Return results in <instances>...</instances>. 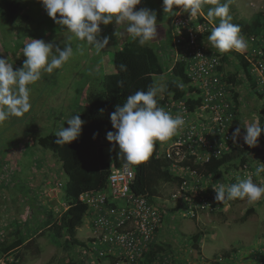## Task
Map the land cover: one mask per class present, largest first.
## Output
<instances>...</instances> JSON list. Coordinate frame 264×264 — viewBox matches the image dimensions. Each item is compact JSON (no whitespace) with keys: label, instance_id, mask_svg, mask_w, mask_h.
Masks as SVG:
<instances>
[{"label":"rangeland","instance_id":"374dc122","mask_svg":"<svg viewBox=\"0 0 264 264\" xmlns=\"http://www.w3.org/2000/svg\"><path fill=\"white\" fill-rule=\"evenodd\" d=\"M18 1L22 2L23 13L33 19H30L29 22L23 21L24 29L18 36L19 38L15 40V45L9 43V33L0 37V40L6 45L4 52L7 53V55L3 53L0 56L9 57L14 70L23 67L26 57L23 56V51L21 52L20 49H23L25 43L30 42V39H41L54 45L56 42L52 34L57 32L64 34L67 30L66 26L58 25L49 17L40 0ZM220 2L224 3L226 0H220ZM210 7L213 5H205L198 15L203 13L207 18V11ZM140 9L155 11L157 26L161 23L164 28L169 30H172L173 19L179 10L176 8L174 11L177 13L165 14L163 0H141V5L136 7V10ZM261 12L264 13V0H231L230 15L233 17V23L238 21L251 23L255 15ZM184 14L190 16L189 13L184 12ZM161 15L164 19H160ZM0 22V29H3L2 23L4 22ZM211 23L214 27L218 26L219 19L214 18ZM105 26L108 25H100L101 31H104L102 39L108 37L110 45L115 40L116 31L108 30L107 32L104 29ZM120 27L121 33L124 34V27ZM68 34L71 37V34ZM67 42L73 46L72 59L74 61H69L61 69L54 70L52 74L43 73L42 78L30 86L32 107L29 113L25 114L23 118L10 117L7 121L0 123V241H4L5 236L11 237L17 228L21 226L23 228L24 223L29 220L28 224L34 222L39 226L51 211L55 214V221L60 223L68 210L69 204L64 199L63 187H59L60 184L66 182V176L52 151L40 145L39 140L56 133L60 127H69L66 121L72 116L88 112L87 94L101 90L102 79L105 74L113 72V64L108 63L105 68L96 71L92 74L94 76L89 78L87 72L90 68H86L85 71L83 68L85 62L83 61L88 60L86 63L89 66L90 57L93 55L96 57L95 50V53L91 54L90 46L81 45L75 38H68ZM205 42L210 45L207 39ZM150 43L152 41L148 44ZM156 45V43L153 44L157 48L158 45ZM159 45L161 50L167 51L165 58L161 54L163 60L172 64V60H174V57L170 56L172 48L162 42ZM120 49L121 47L117 50ZM114 52L116 51L113 50L112 54ZM101 55L102 53H100V57ZM236 68L239 70L238 77L243 80V83L234 88L235 92L240 93L239 100L242 106V116L235 128H241V139L243 140L242 137L246 133V129L243 128L245 125L255 122L264 128V122L261 121V108L264 100L252 90L250 83L245 79V72L241 69L240 62L235 58L226 64L223 73H234ZM168 77L162 76L157 82V87L162 91ZM108 132L107 128L102 130L98 137V144L105 152L107 160L112 163L113 152L110 141L106 138ZM256 151L257 162L253 166V182L264 185V173L256 175V168L264 165V132L258 140ZM237 154L240 155L239 152ZM247 163L252 164L251 160ZM15 166H17L16 169ZM5 169L7 178L4 180ZM225 170L223 176L225 175L226 180L241 178L245 172L244 168H241V171L238 169ZM13 175L16 176L17 183L22 185L25 191L22 195L18 194L17 198L3 195L4 191L11 193L15 190ZM176 187L177 182H161L157 196L154 198L155 204L164 209V224L169 234L166 236L169 242L165 246H170V250L167 249V259L171 261V264H260L261 258L264 260V198L255 203H250L247 199L240 200L234 202L230 209L225 211L199 212L196 220L187 216L181 202L172 200L171 195ZM17 200L22 207H26L23 217L25 221H21L15 210ZM31 203L36 204L35 209L40 213L34 214L35 210L29 206ZM92 222L93 216L89 214L85 218L83 226L76 232L77 241L87 244L89 238L93 236ZM197 223L200 226L199 229L194 228ZM186 226L193 228H186ZM34 230L35 226L32 228V233ZM200 232H205V236L201 240L204 259L200 256L201 253L196 250L197 248H193L190 236ZM52 233L45 230L43 233L34 234L31 246H24L18 251L23 258L20 264H64L72 256L77 261L85 260L86 262L93 261L95 264H109L106 260L99 262L89 254H85L84 248L81 246H73V248L71 245L57 246ZM66 239L67 236L63 237L62 242ZM162 240L163 238L160 237L159 241L162 242ZM189 242L190 246H188ZM7 260L12 261L13 256H9ZM0 264L7 263L1 259Z\"/></svg>","mask_w":264,"mask_h":264},{"label":"built area","instance_id":"2783aa9c","mask_svg":"<svg viewBox=\"0 0 264 264\" xmlns=\"http://www.w3.org/2000/svg\"><path fill=\"white\" fill-rule=\"evenodd\" d=\"M187 15L179 9L173 19L172 53L176 62L186 64L189 85L196 93L185 99L173 95L162 97V107L174 117L181 115L185 125L169 141L159 142L157 158L166 159L171 174L178 179L172 200L181 202L187 216L196 218L199 212L229 210L234 202L240 201L218 203L212 188L217 182L228 186L249 176L254 178L245 168L243 177L225 182L200 169L214 159L234 153L237 148H244L245 144L241 137L236 144L232 141L236 129L234 86L221 69L223 54L201 39L212 25L202 14V20L199 15L192 19ZM241 35L247 42V49L242 53L232 52L246 60L258 94L264 97V42L259 43L255 36ZM194 100L199 103L191 104ZM134 181L135 171L130 165L113 168L105 189L80 196V201L89 207L93 216L94 230L84 253L99 262L141 264L162 226L164 209L151 202L149 195L135 193ZM163 264H171V261L165 258ZM260 264H264L263 258Z\"/></svg>","mask_w":264,"mask_h":264},{"label":"trees","instance_id":"16d2710c","mask_svg":"<svg viewBox=\"0 0 264 264\" xmlns=\"http://www.w3.org/2000/svg\"><path fill=\"white\" fill-rule=\"evenodd\" d=\"M20 12L21 4L17 0H0V18L4 22H15L19 18ZM202 19L203 17L199 15V20ZM234 24L240 26L241 34L255 36L258 38L259 43L264 42L263 12L255 15L251 23L238 21ZM212 28L210 31L201 35L202 40L205 41L207 39L211 34ZM123 36L124 41L120 46L121 49L114 52V54L112 52L107 54L108 63L113 64V72L104 75L100 91L90 92L86 97L88 112L80 115L85 123L82 126V133L79 138L71 144H65L64 146H59L55 143L57 139L55 133L39 140L40 145L52 151L61 165L62 172L66 176L63 192L64 199L69 204V207L64 214L63 220L60 223L56 222L55 214L51 211L39 226L37 224L36 226L34 222L28 224L29 220L24 223L23 228L22 226L17 228L11 237L5 236L4 241H0V260L4 259L7 264L22 263L23 258L18 251L24 246H31L35 237L34 234L43 233L45 230L53 232V240L59 247H65L64 245H71L72 248L73 246L87 247L86 243L76 240L77 230L83 226L85 218L90 214L89 207L80 201V196L88 191L105 189L112 169L127 165L125 160L119 156L118 144L110 142L113 152L112 163L107 160L105 152L98 144V137L104 128H107L111 132L116 131L112 125L110 116L116 110L117 105L123 104L126 98L136 91H147L149 86H157L159 78L164 75L169 77L163 91L158 93V106L162 107V97L167 98L170 94L176 98L185 99L187 95H194L196 93V89L189 85L190 79L186 64L182 61L176 62L175 58L171 64L163 60L161 56V52L164 51L167 53L165 49L161 51V47H159L161 42L166 43L171 48L173 46L172 30H168L165 36L158 37L160 41H152L153 44L156 43L158 45L157 48L152 43L140 46L138 41L132 40L126 32ZM170 56L174 57L172 52ZM234 58L240 62V67L245 72V79L250 83L252 90L258 94L256 82L248 70V63L240 54L232 51L223 53L224 66L221 68L222 71L225 72L226 64L230 63ZM121 65H125L127 70L122 71ZM238 68H236L234 73L224 74L234 88H237L243 83V80L238 77ZM233 93L236 106L235 123L238 124L240 121V93L234 90ZM260 96L264 100V97L262 95ZM190 103L198 104L199 101L194 100ZM263 112L264 108L261 112L262 122H264ZM159 146V142H157L152 155L147 161L139 165L131 166L135 171L133 191L137 194L149 195L150 201L154 204V198L157 196L158 187L161 182L174 183L178 181L171 174L167 160L157 158ZM236 150H238L240 155L237 154L238 152ZM236 150L234 153L224 156L221 159L212 160L200 169L204 170L206 175L225 182L229 181L225 179V175L223 176L224 171H226L225 169H238L241 171V168H246L248 171L253 172L254 163L257 162L256 146L250 147L245 144L244 148H237ZM250 160L252 164L249 163V165L247 162ZM35 205V203H31L30 205L35 210L34 214L40 213L39 210L35 209ZM33 226H35V230L32 233ZM26 232L27 234L25 235ZM158 233L156 234L155 242L146 252L144 261L141 264H156L158 262L163 264V260L167 258V249L170 250V246L158 243ZM65 236H67V239L62 242ZM202 237L201 235L196 237V240L194 239L192 242V246L199 249L198 244ZM28 240H31L30 243ZM9 256H13L12 261L7 260ZM88 263L95 264L94 262H86L85 260L77 261L72 256L64 264Z\"/></svg>","mask_w":264,"mask_h":264},{"label":"clouds","instance_id":"9594fccd","mask_svg":"<svg viewBox=\"0 0 264 264\" xmlns=\"http://www.w3.org/2000/svg\"><path fill=\"white\" fill-rule=\"evenodd\" d=\"M49 17L55 23L66 26L67 33L81 43L93 48L100 54L109 45V38L98 39L101 33L100 25L115 22L123 26L124 31L140 46L153 41L157 33V14L150 9L136 10L141 0H40ZM231 0L221 3L220 0H163L165 14L177 13L174 9L189 13L190 18L196 17L205 5H213L207 11V18L212 22L219 19L218 26L212 28L207 37L212 48L221 54L231 51L243 52L247 42L241 35L238 24L232 22L230 15ZM59 14V15H58ZM54 50V51H53ZM23 56L26 60L23 67L14 70L9 59L0 57V123L10 117L23 118L31 110L30 86L42 78L43 73L52 74L61 69L74 54L71 44H64L63 49L46 43L41 39H30L25 43ZM121 70L126 71L125 65ZM162 91L157 86H149L147 91H136L129 95L123 104L117 105L110 119L115 132L106 134L108 141L118 144L119 156L127 165H139L149 159L157 142H167L177 135L185 125L181 115L175 117L158 106L157 96ZM69 127H60L56 131L55 143L59 146L69 145L76 141L82 133L85 123L80 115H74L66 121ZM246 133L243 141L250 147H255L264 132L258 123L243 127ZM241 128L232 133V141L238 143ZM264 173V165L256 168V175ZM218 203H226L236 199H247L255 203L264 198V185L253 182L251 176L240 179L231 185L217 182L212 186Z\"/></svg>","mask_w":264,"mask_h":264},{"label":"crops","instance_id":"0c3cea01","mask_svg":"<svg viewBox=\"0 0 264 264\" xmlns=\"http://www.w3.org/2000/svg\"><path fill=\"white\" fill-rule=\"evenodd\" d=\"M18 1V0H17ZM21 5H22V2H20V1H18ZM28 2H30V0L28 1ZM138 5H141V3L140 4H138ZM23 9H22V6H21V12H20V15H19V18L15 21V22H11V23H7V22H4L3 21V19L2 18H0V21H2V22H4V23H2L3 25H4V28L3 29H0V37L2 36V35H4L5 33L8 35V33H9V35H8V40H9V43L10 44H12V45H15V40L16 39H18L19 37V35H20V33L22 32V30L24 29V25H23V21H25V22H29L30 21V19H33V17H31V16H29L28 14H25V13H23V11H22ZM202 15L204 16V14L202 13ZM205 17V16H204ZM206 18V17H205ZM160 19H164L163 17H162V15H161V17H160ZM207 20H208V18H206ZM209 21V20H208ZM1 23V22H0ZM104 29H106V31L108 32V30L110 31V30H115L116 31V34H115V40L113 41V43L112 44H110V45H108V47L107 48H105L101 53H102V55H101V57H100V54H97L96 53V57H94V55H93V57H90V59H89V62H90V65L89 66H87V61L88 60H86V61H83V62H85V66L83 67L84 68V70L86 71V68H90V69H88V74H89V78H91V77H93L94 75H92L93 73H95L96 71H99V70H102L103 68H105L106 67V65L108 64V60H107V54H109L110 52H113V50L114 51H118L117 49L123 44V38H124V36H123V34L121 33L122 31H121V27L120 26H118V25H116L115 24V22H113V23H111V24H109L107 27L105 26L104 27ZM169 29H167V28H164V26L161 24V23H159L158 24V26H157V33H158V35H157V37L153 40V41H157L158 42V40L160 39V38H158V37H160V36H165V33L168 31ZM67 31V30H66ZM64 32V34H59L58 32L57 33H55V34H52V36L53 37H55L54 39H55V42L56 43H54V45L53 46H55V47H60L61 49H62V46L64 47V44L66 43V44H68V38H69V34L67 33V32ZM103 34H104V31H101V33H100V36L98 37V39H102V36H103ZM113 36H114V34H113ZM160 41V40H159ZM4 50H6V45H5V43H3V41L2 40H0V54H5V55H7V53H5L4 52ZM20 51L22 52V49H20ZM93 51V52H92ZM162 51V50H161ZM89 52L91 53V54H94L95 52H94V49L93 48H91L90 47V50H89ZM164 52V51H163ZM163 52H161V54H162V56L165 58V55H167L165 52L163 53ZM0 57H2V56H0ZM3 58V57H2ZM5 59H9V57H7V58H5ZM10 60L11 59H9V62H10ZM13 60V59H12ZM69 61H74L73 59H72V57L70 58V60ZM68 61V62H69ZM67 62V63H68ZM91 70V71H90ZM84 75H85V73H84ZM165 76V75H164ZM248 82V81H247ZM88 95V94H87ZM170 96H172L171 94H170ZM240 103V102H239ZM263 109V103H262V108H261V110ZM242 116V106H241V103H240V117ZM238 124L237 123H235V127L237 126ZM19 159H21V158H19ZM19 159H18V163H19ZM17 168V166H15V169ZM5 176L3 177L4 178V180L7 178V176H6V173H7V171H6V169H5ZM13 182H15L14 183V185H15V190L14 191H12L11 193L10 192H7V191H4V193L5 194H3V195H5V196H9V195H11V196H15V198H17L18 197V194L19 195H22V193L23 192H25L24 191V188H23V186L22 185H20V184H18L17 183V178H16V176L15 175H13ZM177 182V181H176ZM2 195V194H1ZM17 203L15 204L16 205V211L18 212V214H19V218L21 219V221H25L24 219H23V217H24V215H25V213H26V207L24 206V207H22V205L20 204V203H18L19 201L17 200L16 201ZM20 204V205H19ZM174 205H176V204H174ZM30 206V205H29ZM19 210V211H18ZM166 215H168V214H166ZM196 220L198 219V217L197 218H195ZM164 222L165 221H163V223H162V226H161V228H160V230H159V233H158V235H157V241H158V243H160V244H162V245H167L168 244V242H169V240L167 239V235H169L168 234V232H167V229L165 228V224H164ZM190 226H186V228H189ZM199 227L200 226H198V223L194 226V228H196V229H199ZM191 229L193 228L192 226L190 227ZM203 236L202 237V239L204 238V236H205V232H200L199 234H191L190 236L192 237L191 238V240H192V242H193V240L195 239L196 240V237H198V236ZM160 237H162L163 238V240H162V242L161 241H159V238ZM201 239V240H202ZM191 242V241H190ZM190 242L188 243L189 245L188 246H190ZM198 246H199V249H197L198 250V252L199 253H201L200 254V256L202 257V259H204L205 257H204V253H203V248H202V246H201V241H200V243L198 244ZM176 247V246H175ZM194 249H195V247H193ZM193 251H195V250H193Z\"/></svg>","mask_w":264,"mask_h":264}]
</instances>
